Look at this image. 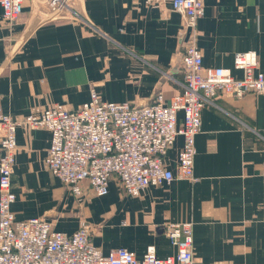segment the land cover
Masks as SVG:
<instances>
[{
  "label": "crops",
  "instance_id": "obj_1",
  "mask_svg": "<svg viewBox=\"0 0 264 264\" xmlns=\"http://www.w3.org/2000/svg\"><path fill=\"white\" fill-rule=\"evenodd\" d=\"M39 2L27 0L14 23L3 19L0 5V114L21 118L55 104L75 110L90 100L92 88L104 101L133 104L182 90L186 37L171 0H78L90 22H41L33 13ZM204 7L196 27L204 66L241 75L235 53L256 51L264 72V0H204ZM17 142V220L47 217L69 234L86 221L104 253L126 248L142 256L154 245L160 257L176 252L163 225L193 221L199 264H264V94L222 95L205 106L196 136L197 180L175 178L139 196L112 178L106 195L86 189L77 197L45 163L48 129L21 126ZM183 143L178 136L167 153L174 173Z\"/></svg>",
  "mask_w": 264,
  "mask_h": 264
},
{
  "label": "built area",
  "instance_id": "obj_2",
  "mask_svg": "<svg viewBox=\"0 0 264 264\" xmlns=\"http://www.w3.org/2000/svg\"><path fill=\"white\" fill-rule=\"evenodd\" d=\"M26 1L0 0L3 19L16 22ZM159 1L144 0L149 5ZM171 5L183 18L181 34L186 41L181 53L183 88L170 99L159 92L148 103L108 102L92 88L90 100L75 110L55 104L21 118L0 114V264H199L194 255L193 221L163 225L176 249L174 255L160 257L150 245L137 256L126 248L104 253L92 242L93 226L86 221L69 234L55 230L47 217L17 220L12 210L17 199L12 177L21 126L51 132L45 163L73 195L80 197L90 189L94 195L104 196L113 178L128 194L139 196L150 185L175 178L197 180L196 136L205 106L222 95L241 99L249 93L264 94V72L259 69L256 51L235 53L233 66L241 75L231 68L204 66L196 34L204 0H171ZM33 13L41 22H90L79 11L78 0H40ZM180 135L184 143L174 173L166 158Z\"/></svg>",
  "mask_w": 264,
  "mask_h": 264
}]
</instances>
